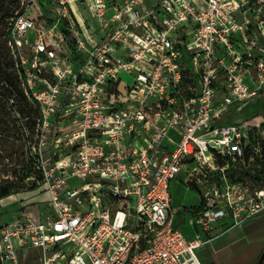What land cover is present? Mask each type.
Returning a JSON list of instances; mask_svg holds the SVG:
<instances>
[{
    "label": "built area",
    "instance_id": "obj_1",
    "mask_svg": "<svg viewBox=\"0 0 264 264\" xmlns=\"http://www.w3.org/2000/svg\"><path fill=\"white\" fill-rule=\"evenodd\" d=\"M52 2L50 21L24 8L7 29L47 198L39 220L0 224V264H204L201 232L264 212V189L229 175L250 123L217 124L264 92V0ZM183 173L203 199L192 239L172 204Z\"/></svg>",
    "mask_w": 264,
    "mask_h": 264
},
{
    "label": "rangeland",
    "instance_id": "obj_2",
    "mask_svg": "<svg viewBox=\"0 0 264 264\" xmlns=\"http://www.w3.org/2000/svg\"><path fill=\"white\" fill-rule=\"evenodd\" d=\"M55 3L52 0H31L26 2L25 8L29 9V15L39 17L42 21H50ZM75 12L81 16H88V4L76 2L73 5ZM10 24L5 27V33ZM30 37L33 39L32 34ZM29 53V50L26 51ZM9 91L0 88V189L9 184L11 194L0 199V224L8 222L17 216L32 217L36 220L41 218L43 201L47 198L46 192L40 186V175L29 163L26 146L21 135V127L14 113L8 105H21V102L12 103L7 95ZM236 122L238 124L250 123L251 133L255 130V137H264V92L254 99L237 105L236 109L222 117L217 124ZM243 161H233L231 166L238 167L249 186L250 191L264 189V174L259 173L256 165H243ZM246 169L249 170L247 173ZM259 177L260 180H257ZM186 174H180L179 182L174 183L173 198L176 203L187 200L190 194L185 186ZM188 184V183H186ZM190 184V183H189ZM191 188L194 185L190 184ZM195 189V188H194ZM21 255V252H20ZM23 256V255H22ZM33 259H21L20 264H34Z\"/></svg>",
    "mask_w": 264,
    "mask_h": 264
},
{
    "label": "crops",
    "instance_id": "obj_3",
    "mask_svg": "<svg viewBox=\"0 0 264 264\" xmlns=\"http://www.w3.org/2000/svg\"><path fill=\"white\" fill-rule=\"evenodd\" d=\"M179 178L175 182H179ZM174 182V183H175ZM174 183L172 184V204L177 208L175 224L188 239H192L198 232V226L192 224L191 219L197 212L195 208L202 203V192L191 188L187 200L176 203L173 198ZM203 237L214 236L206 246L197 250L204 264H264V212L260 213L241 226L232 227L229 221L216 225L212 233L201 232Z\"/></svg>",
    "mask_w": 264,
    "mask_h": 264
},
{
    "label": "trees",
    "instance_id": "obj_4",
    "mask_svg": "<svg viewBox=\"0 0 264 264\" xmlns=\"http://www.w3.org/2000/svg\"><path fill=\"white\" fill-rule=\"evenodd\" d=\"M24 8L25 4H23V0H0V88H3L4 90L10 92V94L7 95L8 101L9 99H13L14 101L15 99H17V102H21V105L8 106L11 108L12 112L13 108L16 107L20 114L22 112L24 116H28V124L32 127L34 124V117H36V115L38 114V109L28 99L21 88V82L15 69V61L8 46V30L6 33L4 31L5 27L10 24L11 19L24 12ZM236 106L232 107L229 113L234 111L236 109ZM16 120L18 119L16 118ZM18 124H20L19 121ZM227 124L229 125L238 123L232 122L220 125ZM255 133V130L249 133L248 140L246 141L245 158L243 161V165L247 168L248 166L254 164L259 170V173L264 174V137H258L257 141L255 137L257 134L255 135ZM29 163L32 164L30 160ZM239 170L242 169L231 166V168L229 169L230 177L236 181H245L242 177V173H240L241 171ZM246 170V172L248 173L249 170ZM256 179L260 180L259 177H256ZM262 179L264 180V177H262ZM194 188L199 190L196 186H194ZM10 194L11 189L9 184L7 183L5 184V187L0 189V199L7 197ZM202 208L203 203L198 205L194 211L197 212Z\"/></svg>",
    "mask_w": 264,
    "mask_h": 264
},
{
    "label": "water",
    "instance_id": "obj_5",
    "mask_svg": "<svg viewBox=\"0 0 264 264\" xmlns=\"http://www.w3.org/2000/svg\"><path fill=\"white\" fill-rule=\"evenodd\" d=\"M263 259V258H262ZM262 259H261V261H260V263L259 264H261L262 263Z\"/></svg>",
    "mask_w": 264,
    "mask_h": 264
}]
</instances>
